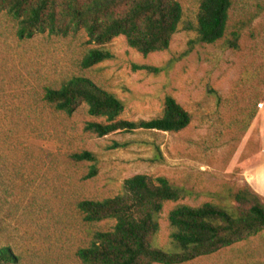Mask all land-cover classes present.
I'll list each match as a JSON object with an SVG mask.
<instances>
[{
    "label": "rangeland",
    "instance_id": "1",
    "mask_svg": "<svg viewBox=\"0 0 264 264\" xmlns=\"http://www.w3.org/2000/svg\"><path fill=\"white\" fill-rule=\"evenodd\" d=\"M200 1L181 0L183 17L168 49L145 56L118 36L104 45L113 57L88 68L82 58L97 44L85 29L20 39L18 20L0 13V245L16 257L6 264H84L78 249L115 220L88 222L78 202L116 196L135 174L165 176L189 192L163 206L155 243L165 249L173 247L168 214L176 205L230 207L237 205L238 190L257 192L252 183L263 128L257 112L264 105V0H232L227 33L212 44L192 42ZM235 30L237 49L226 44ZM72 76L89 77L117 95L125 105L122 119L159 116L172 96L191 121L176 132L97 136L85 123L103 119L91 116L85 103L69 114L43 100L45 86L60 87ZM115 142L125 145L112 148ZM83 150L97 161L71 157ZM93 164L97 173L87 177ZM176 264H264V230Z\"/></svg>",
    "mask_w": 264,
    "mask_h": 264
},
{
    "label": "trees",
    "instance_id": "2",
    "mask_svg": "<svg viewBox=\"0 0 264 264\" xmlns=\"http://www.w3.org/2000/svg\"><path fill=\"white\" fill-rule=\"evenodd\" d=\"M232 5V0H201L197 37L192 42L212 44L223 39ZM256 6L262 7L260 3ZM4 10L18 20L16 34L20 39L44 33L68 36L85 29L89 41L97 44L82 58L85 68L111 59L113 53L104 45L118 36H124L129 46L145 56L168 49L183 17L181 0H0V13ZM244 25L246 21L242 22ZM239 38L240 30H235L226 44L237 49ZM134 67L151 72L161 70L149 65ZM43 100L69 114L85 103L91 116L103 119L85 123V130L97 136L135 130L176 132L191 121L189 111L172 96L165 98L159 116L122 119L124 102L86 76H72L60 87L45 86ZM124 145L115 142L112 148ZM71 157L77 161H97V155L89 150L73 153ZM96 173L93 164L87 177ZM188 193L165 176L139 173L125 179L122 191L116 196L79 201L78 207L86 221L113 218L115 224L110 230L96 231L89 245L78 249V257L84 264H176L210 254L264 230V200L254 190L245 188L233 195L236 206L211 202L176 205L168 214L173 247L158 246L155 240L164 204L178 201ZM14 260L10 248L0 245V264Z\"/></svg>",
    "mask_w": 264,
    "mask_h": 264
},
{
    "label": "crops",
    "instance_id": "3",
    "mask_svg": "<svg viewBox=\"0 0 264 264\" xmlns=\"http://www.w3.org/2000/svg\"><path fill=\"white\" fill-rule=\"evenodd\" d=\"M257 118H262L263 120V128H261V151L259 155V162L255 165L256 170L258 171V176L256 177L252 183L254 186L255 190L259 192L260 194L264 195V105L259 109L257 112Z\"/></svg>",
    "mask_w": 264,
    "mask_h": 264
}]
</instances>
